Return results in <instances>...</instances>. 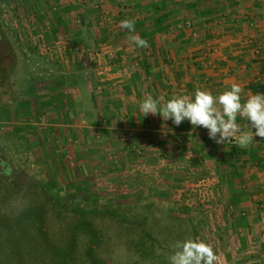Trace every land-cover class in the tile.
Here are the masks:
<instances>
[{
    "label": "crops",
    "instance_id": "crops-1",
    "mask_svg": "<svg viewBox=\"0 0 264 264\" xmlns=\"http://www.w3.org/2000/svg\"><path fill=\"white\" fill-rule=\"evenodd\" d=\"M36 1L38 11L40 8L43 14L46 13L41 17V23L57 32L67 25V20L84 30L79 19L88 12L90 20L86 28L89 37L83 39L79 31H75L69 39L74 43L95 45L99 41L104 44V51L94 54L91 50L89 58L94 54L100 63H104L101 84L111 95L107 99L108 106L113 107L116 103L122 112L119 116L111 114L105 118L111 123L118 119L122 124H130L112 132L136 139L143 148L141 161L150 158L154 159L153 163L169 154L177 162L183 160L188 168L200 169L205 180L209 177V181H216L221 187V214L223 218L226 214V229L230 228L236 235H249L259 230L258 226L264 222V138L254 137L256 140L248 147L231 142L217 144L209 138L207 129L193 128L187 120L176 126L159 114L143 116L139 104L148 94L166 102L174 94H192L197 88L218 95L232 83L242 85V96L255 94L253 86L264 83V0H57L56 5H52L51 0H31V3ZM126 18L135 21V32L148 41L147 47L138 48L129 40L130 33L120 26V21ZM98 26L102 28L101 34ZM59 34L58 38L64 36L63 32L56 36ZM31 81L28 90L36 91L37 87ZM83 84L90 92L92 82ZM51 85L41 88L44 93L41 98L39 96L40 105L36 104L38 100L34 102L33 96L24 101L14 99L10 94L0 97V122L10 121L8 133L17 129L18 126L13 124L19 123V118L26 113L32 116V112L38 109L42 112L59 109L61 112L60 108L69 95L77 101L76 91L80 92L81 87L77 81L57 83L56 101L45 96L54 90ZM70 90L75 92L67 94ZM87 100L91 103L92 96ZM24 110L26 113H22ZM45 116L44 120L48 118ZM49 117L51 121H62L63 116L61 112ZM22 120V125L32 129L29 132L31 138L38 134L29 118ZM237 123L242 130H247L245 118L238 115ZM61 125L57 126V137L62 134ZM40 128L42 143L47 140L46 146L41 148L46 172L56 175L57 184L67 189L91 191V183L80 182L79 185L77 179H85L81 168L99 163L101 158L97 162L89 158L85 163L80 147L74 145L73 161L67 160L59 146L55 149L49 145L52 126ZM0 138L4 140V136L0 135ZM31 144L27 143L26 149ZM124 154L127 159L121 168L128 167V157L131 156L129 151H121V155ZM81 160L84 163L80 166ZM142 165L145 166L146 162ZM68 177L74 180L69 182ZM103 180L109 188L111 182ZM125 181H134V186L144 189L150 179L141 174L135 179L129 175ZM242 211L247 214L242 215ZM227 215L232 217L229 219Z\"/></svg>",
    "mask_w": 264,
    "mask_h": 264
},
{
    "label": "rangeland",
    "instance_id": "rangeland-1",
    "mask_svg": "<svg viewBox=\"0 0 264 264\" xmlns=\"http://www.w3.org/2000/svg\"><path fill=\"white\" fill-rule=\"evenodd\" d=\"M51 2L52 5H56L57 0H51ZM35 5H38L37 1L33 4L31 0H0V28L2 29L0 97L3 94H10L14 99H23L24 101L25 98L30 100L33 96L34 102L38 100L36 104L40 105L39 96L41 98L44 93V90H41L44 85L52 84L54 90L45 93V96L53 98V101L58 98L56 85L59 82L77 81L82 88L79 86L80 92L76 91L77 101L72 99V95H69L64 101L65 105L60 108L63 116L62 121H51L49 117L61 114L59 109L45 110V112L38 109L35 111L36 113L32 112V116L31 113L29 115L26 113V109L22 113L25 112L27 116L20 117L19 123L13 124L15 127L18 126L15 131H11L14 135L8 133L10 121L5 124L0 122V135L4 136V140L0 138V158L19 167L14 166V170L17 171L24 183L30 182L29 179L32 177L38 178L50 183L54 190L64 198L80 201L92 199L99 206L129 205L136 207L152 203L162 210L179 212L188 217L190 224L194 227L196 239L204 240L213 247L217 255L214 264H264V222H260L259 230H255L252 234L236 235L233 230L225 227L226 214H224V218L221 214L223 212L221 187L216 181H209V177L205 180L200 169L193 170L190 166L188 168L183 160L177 162L175 158L174 160L170 158L168 153V155L159 158L161 161L156 160L152 163L154 159L150 158H148L150 162L146 159L141 161L143 148L136 143L137 140L128 139L127 136L112 132L113 130L119 131L120 128L130 126V124H122L118 119L111 123L107 120L108 118H105L111 114L119 116L122 112L116 103L113 107L108 106L107 99L111 95L108 91L105 92L104 84H101L104 80L102 68L105 65L100 63L101 61L98 57H94V54L104 51V44H99V41L95 45L87 42L74 43L71 41L72 39H69L75 31H79V35L83 39L89 37L87 28L90 17L88 12L79 19L84 30L75 25L73 21L67 20L68 23L65 22L67 25L59 31L63 32L64 36L58 38L61 36V34L56 36L59 32L51 26L48 28L47 25L41 23V17L46 13L43 14L44 12L40 11V8L38 11V7ZM75 22L79 24V21L75 20ZM98 31L101 34L102 28L99 27ZM5 42L10 50L5 48ZM91 50L94 54L89 58L88 53ZM31 79L37 87L36 91L28 90L32 82ZM88 81L92 82V88H89L90 92L87 86L85 89L83 86V83L88 84ZM74 92V90H70L66 93L73 94ZM115 95L119 96L120 94ZM90 96H92L91 103L87 100ZM93 98L96 100L94 103ZM47 115L48 120H44V116L47 117ZM22 118H29V121L33 122V130L34 132L38 131L37 135L31 138L29 132L32 129L22 125L24 121ZM45 125L52 126L53 136L49 139V145H53L52 147L55 149L59 146L58 148L64 152L65 159L73 161L72 149L74 150L75 147L72 146L74 145L80 147L79 152L85 163L89 161V158L96 162L101 158V162L88 164L85 169L81 168V174L85 175V179L84 177L77 179L79 185L80 182L91 183V191L89 189L76 190L73 187L67 189V187L57 184L56 175L46 172L41 157V148L42 145L46 146L47 140L46 143L45 141L42 143L43 138L39 133L40 127ZM59 125L63 127V130L60 137H57L58 130L56 129ZM31 141L33 144L30 143ZM27 143L31 145L26 149ZM30 146L33 147V150H30ZM121 151L123 153L129 151V155H131L128 157V167L121 168L122 162L124 163V160L127 159L125 154L121 155ZM54 158L56 159V156ZM142 162H146V165L141 166ZM82 163L84 162L81 160L80 166ZM21 167L25 169H21ZM1 170L2 166H0V173ZM141 174L150 179L144 189L134 186L132 184L134 181L129 183L125 181L129 175L135 179ZM3 176L1 173L0 179ZM104 178L107 182H111L109 188H107ZM67 179L69 182L74 180L69 177ZM241 213H243L242 215L247 214L243 211ZM230 217L228 216L229 219ZM162 224L163 226L160 218H155L151 224H144V229L145 231L164 233L168 242H172V247L177 241L193 238L192 234L183 230L181 223H175L172 220L168 225ZM130 236L128 232L126 237ZM116 241L113 240L111 243L105 244L103 248L102 254L108 256L109 259H115L122 255V244L119 245ZM140 260L136 259L134 263H145L142 259Z\"/></svg>",
    "mask_w": 264,
    "mask_h": 264
},
{
    "label": "trees",
    "instance_id": "trees-1",
    "mask_svg": "<svg viewBox=\"0 0 264 264\" xmlns=\"http://www.w3.org/2000/svg\"><path fill=\"white\" fill-rule=\"evenodd\" d=\"M253 90L264 93V83L255 84ZM0 161L5 162L0 179V264H135L136 259L144 264H169L175 250L172 242L163 232L144 229L155 218L161 219L162 226L172 220L181 223L196 239L188 217L179 212L152 203L99 206L92 199L64 198L38 178L24 183L15 165ZM113 240L122 244L123 251L109 259L102 252Z\"/></svg>",
    "mask_w": 264,
    "mask_h": 264
},
{
    "label": "clouds",
    "instance_id": "clouds-1",
    "mask_svg": "<svg viewBox=\"0 0 264 264\" xmlns=\"http://www.w3.org/2000/svg\"><path fill=\"white\" fill-rule=\"evenodd\" d=\"M120 26L128 30V38L136 47L148 46V41L136 34L133 19L121 20ZM243 91L241 84L232 83L218 95L197 88L192 94H174L166 102L148 94L140 102L139 110L143 116L159 114L176 126L187 120L193 128L207 129L209 138L217 144L226 145L231 141L240 147H248L256 140L254 137L264 138V93L242 96ZM238 115L247 120V130H242L237 123ZM4 163L0 161V166ZM173 247L169 264H214L217 260L213 247L204 240L185 239L177 241Z\"/></svg>",
    "mask_w": 264,
    "mask_h": 264
},
{
    "label": "built area",
    "instance_id": "built-area-1",
    "mask_svg": "<svg viewBox=\"0 0 264 264\" xmlns=\"http://www.w3.org/2000/svg\"><path fill=\"white\" fill-rule=\"evenodd\" d=\"M231 142V141H230ZM231 143H233V142H231Z\"/></svg>",
    "mask_w": 264,
    "mask_h": 264
},
{
    "label": "flooded vegetation",
    "instance_id": "flooded-vegetation-1",
    "mask_svg": "<svg viewBox=\"0 0 264 264\" xmlns=\"http://www.w3.org/2000/svg\"><path fill=\"white\" fill-rule=\"evenodd\" d=\"M0 84H2V83H0ZM6 85V84H5Z\"/></svg>",
    "mask_w": 264,
    "mask_h": 264
}]
</instances>
